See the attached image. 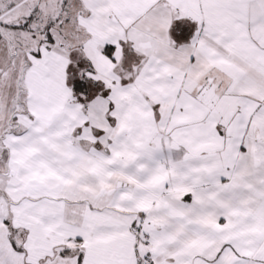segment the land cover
<instances>
[{
    "label": "snow or ice",
    "instance_id": "6c2138e0",
    "mask_svg": "<svg viewBox=\"0 0 264 264\" xmlns=\"http://www.w3.org/2000/svg\"><path fill=\"white\" fill-rule=\"evenodd\" d=\"M0 264H264V0H0Z\"/></svg>",
    "mask_w": 264,
    "mask_h": 264
}]
</instances>
